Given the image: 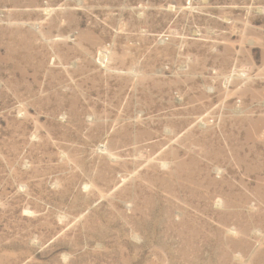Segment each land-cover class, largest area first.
<instances>
[{
  "label": "rangeland",
  "instance_id": "374dc122",
  "mask_svg": "<svg viewBox=\"0 0 264 264\" xmlns=\"http://www.w3.org/2000/svg\"><path fill=\"white\" fill-rule=\"evenodd\" d=\"M0 264H264V0H0Z\"/></svg>",
  "mask_w": 264,
  "mask_h": 264
}]
</instances>
